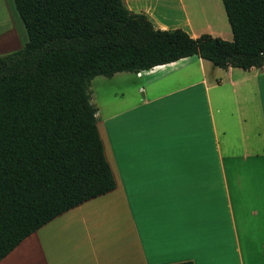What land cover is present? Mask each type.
<instances>
[{"label": "crops", "instance_id": "obj_1", "mask_svg": "<svg viewBox=\"0 0 264 264\" xmlns=\"http://www.w3.org/2000/svg\"><path fill=\"white\" fill-rule=\"evenodd\" d=\"M124 2L159 28L233 39L223 0ZM14 37L20 49L24 34ZM95 78L114 85L97 116L115 189L56 216L0 264H264V67L192 55Z\"/></svg>", "mask_w": 264, "mask_h": 264}, {"label": "trees", "instance_id": "obj_2", "mask_svg": "<svg viewBox=\"0 0 264 264\" xmlns=\"http://www.w3.org/2000/svg\"><path fill=\"white\" fill-rule=\"evenodd\" d=\"M12 3L28 39L0 55V260L56 216L115 189L94 77L192 55L264 67V0H223L232 40L159 28L124 0Z\"/></svg>", "mask_w": 264, "mask_h": 264}, {"label": "rangeland", "instance_id": "obj_3", "mask_svg": "<svg viewBox=\"0 0 264 264\" xmlns=\"http://www.w3.org/2000/svg\"><path fill=\"white\" fill-rule=\"evenodd\" d=\"M11 14L15 15L18 21V23L15 24V27L10 19ZM17 31L20 32V34H24L22 45L25 44L27 40V32L17 10L12 3V0H0V35H3V37L0 39V55L18 50L14 46V43H16L14 35L15 32L17 33ZM112 86L114 85L109 81L101 83L99 80H97V78L92 80V102L98 108H100L101 111L106 112L109 108L110 96L112 93H115V91L111 93ZM100 115V119H102L101 112Z\"/></svg>", "mask_w": 264, "mask_h": 264}]
</instances>
